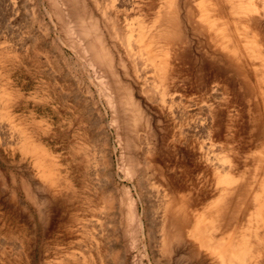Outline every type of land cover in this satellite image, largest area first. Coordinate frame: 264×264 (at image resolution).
<instances>
[{
	"label": "rangeland",
	"instance_id": "rangeland-1",
	"mask_svg": "<svg viewBox=\"0 0 264 264\" xmlns=\"http://www.w3.org/2000/svg\"><path fill=\"white\" fill-rule=\"evenodd\" d=\"M203 1L0 0V264H165L161 205L183 194L184 258L170 264H195L193 248L206 258L188 236L218 195L203 154L234 155L231 176L251 187L264 148L255 142L262 104L253 68L237 62L244 74L220 70L211 83L208 66L222 63L192 32L225 24L216 0L205 1L202 18ZM229 1L244 16H233L230 32L238 40L247 28L264 55V0ZM249 2L255 12L246 13ZM139 36L185 78L163 107L153 101V67L130 48ZM188 44L196 66L182 55ZM251 195L249 205L236 202L248 215Z\"/></svg>",
	"mask_w": 264,
	"mask_h": 264
},
{
	"label": "bare ground",
	"instance_id": "bare-ground-1",
	"mask_svg": "<svg viewBox=\"0 0 264 264\" xmlns=\"http://www.w3.org/2000/svg\"><path fill=\"white\" fill-rule=\"evenodd\" d=\"M205 1L206 0L202 2L201 6L203 8L202 18L206 20L207 17H210L206 13L207 11L204 5ZM215 2V6L217 7H214L213 10L217 16L224 19L225 25L218 28V23L213 21L209 22L208 27L204 26L200 29L199 27H196L198 30L195 28V31L192 33L196 34L197 31L199 33L198 36L204 38L203 40L207 45L205 55H209L212 59H215L216 61L218 60L222 63L221 67H217V65L208 66V70H212V84L218 82L216 73L220 70L225 72L236 71L237 74H242L244 72L243 66H238L237 62L242 63L247 61L253 68V75L256 77L258 76L259 78L260 90L258 92V97H260V103L262 104V112L259 114V121L256 127L257 137H255V142L258 141L256 143V147L261 145V147L264 148L263 51H261L260 46L257 45L258 41L255 37H251V39H249L247 28L244 27L242 32L237 30L238 40L235 38V35L230 32L228 24H238L239 21L235 20L233 16L236 17L239 15L244 17L240 12L235 13L228 8L231 1L216 0ZM168 3L169 0H167V4ZM171 4L172 3L168 6ZM245 7L247 8V10H245L246 13L256 11L255 8H251L252 3L250 2L245 5ZM232 8H234L233 5ZM173 14L175 15V12L172 13V15ZM172 19L175 23L176 20L174 18ZM250 21L257 25L259 19L256 18V16H253L250 18ZM192 33H190V35ZM192 36L195 37V35ZM153 38L154 37L151 39ZM189 44L185 46L182 55L189 64H193L192 66H194L195 64L193 60L196 59V57L193 59ZM130 48L137 50H135L136 55L140 59L147 57V61H144V63H149L153 67L155 73L154 77L158 82V86L154 88V93L158 96L160 95L159 98H155L153 101L161 104L163 107L165 101H167L163 97L166 95V97L169 98V101L172 100V98L176 95V92L179 90V83L184 82L185 78L180 75L181 71L174 67L171 61L169 62L166 57L157 62L153 57L154 48L152 44L150 45V42H147L146 44V41L142 39L141 36L135 38L133 42L130 41ZM174 52V59H177V51ZM105 56L108 55L106 54ZM199 57L203 58L202 56ZM178 58L183 61L181 57ZM202 62L203 60L200 61V64L198 63L199 67H197V69H199V71H202ZM195 72L196 71H194V73ZM118 83L121 85L123 84L120 79H118ZM149 93L152 92L149 91ZM127 98H129V96ZM166 108H168L171 113H174L170 107ZM204 125L206 126V122ZM29 143L30 142H26V144ZM24 148H31L35 151L38 148V145L37 143H30ZM203 158L207 163L206 165L210 166V169L214 174V190L218 195L210 206L205 209L206 214H204V212H200L195 216L194 225L188 233L191 242L194 241L200 248L206 251L204 254L206 258L203 260L199 259V252L195 250V248L191 250L190 258L194 259L195 264H206V260L208 261V264H264V169L262 170L264 157L261 155L258 158L256 170L259 172L253 176L254 185L251 187H247L245 183H242L241 178L231 176L233 170L236 168L235 163L237 160L234 155L231 157L229 156L227 159L225 158L220 160L219 158L214 159L209 155L205 157V154H203ZM35 161L37 162L38 160ZM254 186H257V188ZM200 193L204 195V197L207 195L204 190ZM249 195L252 197L251 204L254 206V211L248 215L247 212L249 206L246 208L244 207L243 210H239V204L236 202L237 199L241 200L243 198L244 202L249 205V203L245 201V198H248ZM188 200L189 199L183 194L178 197L176 196V198L172 197L171 200L166 201L161 205L162 211L160 218H162V221L157 231L160 234L159 245L162 252L159 256H168L165 260V264H170L171 260L174 259V261L178 262L184 258L178 251V245L183 244L185 240L183 228L188 221L189 210L186 202ZM228 204H233L236 208L233 209ZM241 211L244 212L241 213ZM150 226L154 227L153 224H150ZM192 245L194 247V244ZM173 254L175 258L172 257Z\"/></svg>",
	"mask_w": 264,
	"mask_h": 264
}]
</instances>
